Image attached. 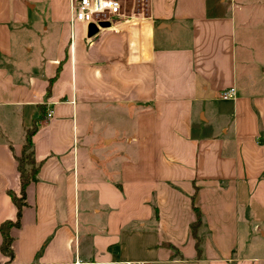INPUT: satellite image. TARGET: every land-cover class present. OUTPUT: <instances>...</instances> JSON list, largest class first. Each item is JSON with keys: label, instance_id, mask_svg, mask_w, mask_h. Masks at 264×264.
I'll list each match as a JSON object with an SVG mask.
<instances>
[{"label": "crops", "instance_id": "crops-1", "mask_svg": "<svg viewBox=\"0 0 264 264\" xmlns=\"http://www.w3.org/2000/svg\"><path fill=\"white\" fill-rule=\"evenodd\" d=\"M72 1L0 0V222L16 218V157L40 124L0 264H264V89L240 69L244 2L137 0L90 33Z\"/></svg>", "mask_w": 264, "mask_h": 264}, {"label": "rangeland", "instance_id": "rangeland-1", "mask_svg": "<svg viewBox=\"0 0 264 264\" xmlns=\"http://www.w3.org/2000/svg\"><path fill=\"white\" fill-rule=\"evenodd\" d=\"M240 1L244 2L236 26L240 69L244 72L246 68L249 77L264 89V0ZM142 3L144 4V0ZM134 4L138 8L137 0H125L121 8L130 12Z\"/></svg>", "mask_w": 264, "mask_h": 264}, {"label": "trees", "instance_id": "trees-1", "mask_svg": "<svg viewBox=\"0 0 264 264\" xmlns=\"http://www.w3.org/2000/svg\"><path fill=\"white\" fill-rule=\"evenodd\" d=\"M40 117H45V110L43 106H39ZM40 124L34 122L32 126L26 129L24 143L22 145L21 154L16 157L17 167L19 171L20 189L19 192H15L8 189V193L11 196L12 201L16 205V218L15 219H4L0 222V232L2 235V241L0 248L3 252H6L10 258L13 256L11 248L12 235L10 229L12 226L20 225V217L22 207L26 204V187L31 181L37 180V173L40 167V162H37L34 157V147L32 142V135L36 132ZM197 212V219L192 223V231L195 233V227L200 222L199 211L195 207ZM196 245H199L198 238L196 239Z\"/></svg>", "mask_w": 264, "mask_h": 264}, {"label": "built area", "instance_id": "built-area-1", "mask_svg": "<svg viewBox=\"0 0 264 264\" xmlns=\"http://www.w3.org/2000/svg\"><path fill=\"white\" fill-rule=\"evenodd\" d=\"M73 21L86 25L94 24L101 27V22H111L119 18H131L122 11L119 0H73L71 4ZM236 96L235 87L231 86L221 92L223 99H233ZM52 116V110L46 113V118ZM140 264V263H138Z\"/></svg>", "mask_w": 264, "mask_h": 264}, {"label": "water", "instance_id": "water-1", "mask_svg": "<svg viewBox=\"0 0 264 264\" xmlns=\"http://www.w3.org/2000/svg\"><path fill=\"white\" fill-rule=\"evenodd\" d=\"M109 23L108 22H101L100 26H107ZM97 27L94 24L89 25V32L92 33L96 31Z\"/></svg>", "mask_w": 264, "mask_h": 264}]
</instances>
